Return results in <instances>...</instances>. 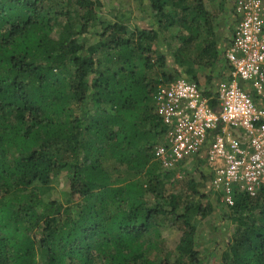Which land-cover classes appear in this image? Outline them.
Instances as JSON below:
<instances>
[{
    "label": "trees",
    "instance_id": "obj_1",
    "mask_svg": "<svg viewBox=\"0 0 264 264\" xmlns=\"http://www.w3.org/2000/svg\"><path fill=\"white\" fill-rule=\"evenodd\" d=\"M145 5L152 25L131 31L105 19L104 0H0V264H206L196 238L214 210L201 190L212 176L203 153L181 165L193 177L177 185L155 160L165 127L154 94L179 78L197 83L191 65L186 77L170 72L169 30L182 46L174 63L192 47L199 65L217 62L216 42L204 40L215 16L203 0ZM63 173L62 202L49 196ZM214 199L233 229L222 264H264V189L232 207ZM164 228L181 232L176 251Z\"/></svg>",
    "mask_w": 264,
    "mask_h": 264
},
{
    "label": "built area",
    "instance_id": "obj_2",
    "mask_svg": "<svg viewBox=\"0 0 264 264\" xmlns=\"http://www.w3.org/2000/svg\"><path fill=\"white\" fill-rule=\"evenodd\" d=\"M233 12L236 26L225 54L232 73L212 97L185 78L159 85L154 94L165 127L155 160L172 172L203 153L209 191L226 207L236 195L256 197L264 189V0H233ZM213 98L217 109L210 106Z\"/></svg>",
    "mask_w": 264,
    "mask_h": 264
},
{
    "label": "rangeland",
    "instance_id": "obj_3",
    "mask_svg": "<svg viewBox=\"0 0 264 264\" xmlns=\"http://www.w3.org/2000/svg\"><path fill=\"white\" fill-rule=\"evenodd\" d=\"M207 9L215 16L213 20V35L207 34L204 31V40L207 42H216V44L223 43L227 37L230 35V31L228 29V22H230V0H203ZM105 8H104V17L108 21H119L123 22L128 26V28L132 30H144L152 25L148 14L149 9L148 6H144L141 8V0H104ZM227 19V20H226ZM206 30V29H205ZM178 28H173L166 32L163 35V39L161 41L162 47L161 52L164 53L168 59V68L172 72L175 71L180 72V76H185L187 71V64L191 65L193 70L195 71L197 84L201 85L200 87L208 84L207 86L218 85L217 77L215 76L213 69L214 65L203 66L198 64L197 56L199 54L198 48L192 47L189 48V58L186 60L185 58L181 60L180 64L174 63V56L178 55L177 52L181 51L182 46L177 40ZM217 50V48H216ZM218 55H220V52ZM219 57V56H218ZM196 61V65L194 62ZM182 64V67H181ZM212 66V67H211ZM164 70L156 69L154 73L155 78H159L158 74L162 73ZM187 76V75H186ZM185 76V77H186ZM212 83V84H211ZM80 111H77V115H79ZM194 163L190 164V167L193 166ZM196 169V168H195ZM197 173H195L196 181L200 180V171L201 166L198 167ZM174 178L172 182L174 184L178 183H187L191 180V175L184 174L182 171H173ZM52 191L50 193V198L57 201H65L66 196L69 192V177L67 173L61 174L57 177L52 184ZM202 192H209L208 188H201ZM209 194V193H207ZM209 203L214 207L213 213L203 220L198 228V234L196 238L197 249L207 257L206 264H222L221 257L222 253L225 250V241L233 236L232 225L228 220H225L223 217V209L222 205L216 203L213 195L210 193L209 195ZM206 203V200L203 201V204ZM162 238L166 244V247L170 251H176V248L180 242L181 232L176 228H164L162 230Z\"/></svg>",
    "mask_w": 264,
    "mask_h": 264
},
{
    "label": "crops",
    "instance_id": "obj_4",
    "mask_svg": "<svg viewBox=\"0 0 264 264\" xmlns=\"http://www.w3.org/2000/svg\"><path fill=\"white\" fill-rule=\"evenodd\" d=\"M230 22L227 20L228 22V29L230 31V36L227 37V39L223 42V43H219L217 44V51L220 52V55H218V59H217V62L215 63L214 65V69H213V72L215 74V76L217 77L216 79L214 80H217V82H221V81H224V80H227L231 77V73H232V67L230 66V64L227 62L226 60V50L229 48V46L231 45V42H232V38H233V34H234V30H235V18H234V12H233V0H230ZM141 6V5H140ZM219 82V83H220ZM218 83V84H219ZM212 84V83H211ZM208 84L204 86H202L201 88L204 90V93L206 95L207 98H211L212 95L216 92L217 90V86L212 87V85L210 86H207ZM201 86V85H199ZM207 94H209L207 96ZM235 132V135H237L238 137L240 136V133L237 132V131H233Z\"/></svg>",
    "mask_w": 264,
    "mask_h": 264
},
{
    "label": "water",
    "instance_id": "obj_5",
    "mask_svg": "<svg viewBox=\"0 0 264 264\" xmlns=\"http://www.w3.org/2000/svg\"><path fill=\"white\" fill-rule=\"evenodd\" d=\"M235 133V132H234Z\"/></svg>",
    "mask_w": 264,
    "mask_h": 264
}]
</instances>
